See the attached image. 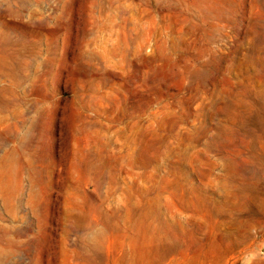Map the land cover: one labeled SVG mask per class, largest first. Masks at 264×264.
<instances>
[{
  "label": "rangeland",
  "instance_id": "374dc122",
  "mask_svg": "<svg viewBox=\"0 0 264 264\" xmlns=\"http://www.w3.org/2000/svg\"><path fill=\"white\" fill-rule=\"evenodd\" d=\"M0 171V264H264V0H0Z\"/></svg>",
  "mask_w": 264,
  "mask_h": 264
},
{
  "label": "bare ground",
  "instance_id": "6f19581e",
  "mask_svg": "<svg viewBox=\"0 0 264 264\" xmlns=\"http://www.w3.org/2000/svg\"><path fill=\"white\" fill-rule=\"evenodd\" d=\"M7 157V156H6ZM5 157V158H6ZM4 160V159H3ZM7 164V163H6ZM9 165V164H8ZM3 166H4V164H3ZM8 167V166H7ZM10 170V169H9ZM2 171V170H1ZM0 171V172H1ZM9 173V172H8ZM11 173H12V171H11ZM13 174V173H12ZM3 176V175H2ZM5 176V175H4ZM6 177V176H5ZM12 178V177H11ZM15 178V177H14ZM5 180H6V178H5ZM14 180V179H13ZM9 182V181H8ZM3 184V183H2ZM1 185V184H0ZM5 185H7V184H5ZM12 186V185H11ZM1 187V186H0ZM6 188V187H5ZM10 188V187H9ZM12 189V188H11ZM7 190V189H6ZM1 191H2V189H1ZM4 191V190H3ZM14 191H15V189H14ZM4 196V195H3ZM5 197H6V195H5ZM9 198H10V196H8ZM7 200V199H6ZM0 232H2V231H0ZM12 244H16L15 242H13L12 240H10V239H7V238H5L4 237V235L3 234H1L0 233V255L1 254H5V253H7V249L3 246V245H6V246H11Z\"/></svg>",
  "mask_w": 264,
  "mask_h": 264
}]
</instances>
